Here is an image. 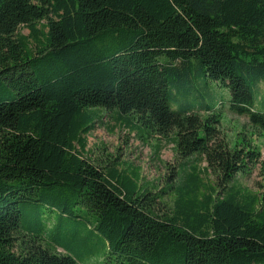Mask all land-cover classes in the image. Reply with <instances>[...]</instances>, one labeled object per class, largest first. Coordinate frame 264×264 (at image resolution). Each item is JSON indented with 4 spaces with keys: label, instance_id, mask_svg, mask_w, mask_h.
I'll return each instance as SVG.
<instances>
[{
    "label": "trees",
    "instance_id": "trees-1",
    "mask_svg": "<svg viewBox=\"0 0 264 264\" xmlns=\"http://www.w3.org/2000/svg\"><path fill=\"white\" fill-rule=\"evenodd\" d=\"M259 85L264 0H0V264H264V199L236 182L258 154L219 132L223 109L264 131ZM99 112L216 183L181 174L158 214L171 187L86 158Z\"/></svg>",
    "mask_w": 264,
    "mask_h": 264
},
{
    "label": "rangeland",
    "instance_id": "rangeland-1",
    "mask_svg": "<svg viewBox=\"0 0 264 264\" xmlns=\"http://www.w3.org/2000/svg\"><path fill=\"white\" fill-rule=\"evenodd\" d=\"M19 31L21 35L28 36V30L25 28ZM258 90L262 95L264 86L259 85ZM216 92L218 95L226 96L221 89L217 88ZM217 102L222 101L219 98ZM259 102L257 100V103ZM222 113L219 125L220 137L229 147L237 142H243L249 144L258 154V161L245 175H238L236 182L245 191L264 199V131L252 129L245 117L232 115L227 109H223ZM99 114L100 118L97 119L94 129L86 137L84 151L86 158L100 168H109L114 163L119 170L138 172L139 185L146 187L153 194H160L161 191H166L167 187H171L166 194H160L162 197L160 201H163V204H157L158 214L168 213L172 202L170 194L178 184V176L181 174L186 176L198 174L204 186L216 183L213 175L206 171L205 162L200 158L194 156L185 161L177 156L173 136L147 138V134L143 133V136L139 137L136 132H132L130 128L115 120L111 113L99 112ZM73 228L78 229L80 226L73 225ZM59 231L62 234L63 230L59 229ZM82 233V235L87 234L85 230ZM44 239V244H47L48 238L44 237ZM89 248V252L78 253L76 250L79 247L74 246L67 253L74 256L78 264H98L97 260L103 249L99 244L89 245Z\"/></svg>",
    "mask_w": 264,
    "mask_h": 264
}]
</instances>
